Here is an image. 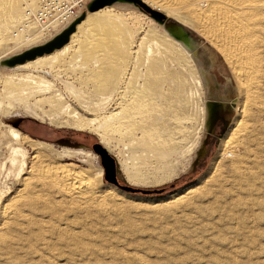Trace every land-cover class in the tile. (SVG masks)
<instances>
[{
    "label": "rangeland",
    "instance_id": "374dc122",
    "mask_svg": "<svg viewBox=\"0 0 264 264\" xmlns=\"http://www.w3.org/2000/svg\"><path fill=\"white\" fill-rule=\"evenodd\" d=\"M163 1L161 4L157 3L162 9H153L144 4L185 29L195 50L194 58L200 62V71L206 82L207 76L217 83L214 97L221 99L230 110V123L225 132L219 136H213V133L212 136H205L206 129L209 132L207 118L210 117L208 104L211 99L206 98L204 88L199 91L196 88L190 66L182 59H173L170 65L173 73L183 74L186 78L185 88L181 92L184 111L182 115L178 110L170 109L169 113L156 123L157 143L162 149L159 151L165 153L164 156L137 145H128V140L123 138L125 136L122 132L106 135L101 130L97 131L98 125L94 128H79L77 118L86 119L85 121L99 120L115 112L116 106L111 105L109 110L106 108L103 111L94 109L92 103L97 99L94 88L96 85L91 81V77L95 68H91V58L86 57L85 53V57L76 63L81 52L78 46L75 45L68 58H64L48 75L35 67L9 68L5 60L32 47L44 45L50 40L41 39L34 44L25 41L24 33L28 34L27 29L21 36L16 37V32L12 30L13 34L8 33L9 38H3L1 41L0 37V103L3 107L0 119L5 125L12 126L31 138L32 141L26 146L31 158L35 155L32 147L30 148L31 143L42 142L50 145L48 150H40L43 152L41 157H44L41 166H48V163L73 165L89 174L94 195L106 196L103 201L97 203L89 200L73 202L78 215L71 213V216L75 215L79 225L76 223L72 226L80 234L83 233L81 236L86 243L81 249L77 246L67 248L60 242L54 249L42 250L40 241H32V249V244L22 241L18 242L20 249L18 248L17 255H9L12 257L8 264H39V260L40 264H67L69 261L68 264H264V197L242 195L243 198L241 196L239 199L240 208H236L228 199L226 188L229 187L222 185L224 178L232 175L230 161L222 158L223 140L237 119L243 116L246 96L242 94L244 92L221 52L201 33L198 21L193 17V10L190 14L189 11L179 9L178 4L183 0H166L165 4ZM108 8L112 10V15L123 18L124 23L116 22L114 27H103L96 37L97 40L102 39V43L97 42L98 44H107L110 41L107 36L109 30L119 29L116 31L118 33L115 41L121 46L124 45L125 50L133 57L139 50L138 45L147 42L150 33L163 32L162 28L160 29L162 25L154 21L150 13L136 2L119 0ZM31 30V34L36 32L33 28ZM86 63L90 64L85 69ZM2 65L7 69L3 70ZM100 67L97 70L103 69V66ZM31 73L51 81L54 91H41L22 99L12 96L10 90H13V85L18 79ZM169 82L163 86V92L167 91L169 85V89L174 87L172 82ZM93 90L95 95L91 93ZM55 91H59L63 96V104L66 103L71 112L78 114L77 118L71 117V113L61 114L57 108L49 105L46 99L53 97ZM163 101V105H168L166 98ZM181 117H185L184 120L181 121ZM162 128L165 129L161 130ZM96 144L109 147L111 153H108L117 163L118 181L121 185L141 190L164 188L165 192L161 195L131 193L107 180L102 160L93 150ZM122 166L127 168L128 173ZM99 170L103 171L102 176L97 175ZM174 184L176 187L171 188ZM9 188L11 192L17 191L20 188L19 181L14 179ZM66 206L69 207V204ZM64 225L65 222L58 225L59 229ZM64 235L68 237L67 234Z\"/></svg>",
    "mask_w": 264,
    "mask_h": 264
},
{
    "label": "bare ground",
    "instance_id": "6f19581e",
    "mask_svg": "<svg viewBox=\"0 0 264 264\" xmlns=\"http://www.w3.org/2000/svg\"><path fill=\"white\" fill-rule=\"evenodd\" d=\"M142 1L153 9H162L157 5L162 0L159 2ZM40 2L41 0H0L1 41L3 38H9L8 33L11 35L12 30L16 32L17 37L21 36L26 29L28 34L24 33L25 41H31L32 44L41 39L49 41L48 32L41 28L37 22ZM178 7L182 11H189V13L193 10V17L198 21L201 33L221 52L232 68L239 87L244 92L242 94L246 96L244 114L241 119H237L225 136L222 152V158L230 161L232 173L230 177L224 178L222 185L229 187L226 188V191L230 204L240 208L239 199L242 195L264 197V0H183L178 4ZM111 12L112 10L108 6L95 12L89 10L84 12L85 18L76 25V31L71 35L68 44L51 54H45L32 61L16 65V67L40 68L41 71L50 75L51 70L70 55L74 46H78L81 52L77 56L76 63L85 57V53L86 57L91 58V68H95L91 77V81L96 85L94 88L97 99L94 104L91 102L94 109L103 111L107 108L109 110V106L115 105V112L107 114L99 120L85 121L86 119L77 118L78 114L71 112L66 103L63 104V96L58 93L59 91H55L53 97L46 99L50 103L49 105L52 108H57L61 114L71 113V117L78 119L79 128L87 126L94 128L98 125L97 131L101 130L106 135L122 132L125 136L123 138L128 140V145H137L139 148L164 156L165 153L159 151L162 149L157 143L156 123L161 121L170 109H176L183 115L181 92L186 85L184 75L173 73L171 70V62L173 59H182L183 62H186L192 69L190 72L194 77L198 91L200 88H204L206 91L200 73V62L194 58L195 50L187 41L188 36L176 37L158 19L154 18H152L154 21L162 25L160 29L162 28L163 32L161 34L150 33V39L148 38L147 42L138 45L139 50L133 57L130 56L131 54L129 55L128 50H125L124 45L123 47L116 43L115 37L118 33L116 31L119 29H108L107 36L110 41L107 44H98L97 42L102 43L100 41L102 39L97 40L96 37L103 27L111 28V25L113 26L116 22L124 23L123 18L120 19V17L112 15ZM32 28L36 31L33 34H31ZM185 40L187 42H184ZM10 59L5 60V63L9 68H14L15 66L12 67L8 64ZM89 64L86 63L83 67L86 69ZM101 65L103 69L97 70ZM2 66L3 70L7 69L6 66ZM59 75L58 77H60ZM169 81L174 87L169 89V85V90L163 92V86ZM93 83L91 84L93 85ZM54 89L51 81L31 73L18 79L10 92L12 96L22 99L29 98L41 91H54ZM91 93L94 94V90ZM164 98L168 100V105L162 104ZM209 106L211 107V105ZM1 110H3L2 103H0V112ZM184 118L181 117L180 120L182 121ZM138 134H141L140 137L137 136ZM30 141H32L31 138L18 129L5 125L0 119V264L10 263L12 256L9 257V255H17L18 242L22 243V241L32 244V249L35 241L41 242L42 250L54 249L60 242L67 248L77 246L81 249L86 243L81 236L83 233L80 234L72 226L77 223L75 215L71 216V213L76 214V205L74 208L73 202L89 200L97 203L106 197L94 195L92 179L89 174L76 169L73 165L48 163V166H41L44 157H41L43 152L41 153L40 150H48L50 145L42 142L31 143L30 148L32 147L35 152L34 157L31 158L26 147ZM103 145L111 153L109 147ZM123 169H126V173H128L127 168ZM97 175L102 176L103 171L99 170ZM14 179L19 181L20 188L11 192L9 185ZM222 190L220 189V191ZM66 204H69V207H65ZM82 204L84 203L82 202ZM77 219L79 218L77 217ZM63 222H65L64 227L59 229L58 225H62ZM64 234H67L68 237H65ZM36 259L39 258L36 257ZM36 261L38 262V260Z\"/></svg>",
    "mask_w": 264,
    "mask_h": 264
},
{
    "label": "water",
    "instance_id": "95a60500",
    "mask_svg": "<svg viewBox=\"0 0 264 264\" xmlns=\"http://www.w3.org/2000/svg\"><path fill=\"white\" fill-rule=\"evenodd\" d=\"M119 0H95L88 6V10L91 12H95L102 7L109 6L114 4ZM132 2L138 3L147 13H150L151 17L154 19H158L161 24H163L173 35L176 37L187 36L185 29L176 22L170 21L166 18L165 15L156 12L154 10L149 9L143 2L139 0H131ZM85 16L83 14L73 23L71 24L66 30L62 33L54 37L52 40L47 42L44 45L36 46L31 48L22 54H19L8 61V64L12 67L24 64L27 61H32L37 57L43 56L45 54H51L55 50L63 48L66 44L69 43L71 35L76 31V25L81 23L84 20ZM203 149V148H202ZM94 152L100 156L102 160V165L105 169V177L110 182L114 183L115 185L121 187L125 191L131 193H141L144 195H153L158 194L161 195L165 192L166 189H156V190H141V189H134L128 186H123L118 181L119 170L117 168L116 161L109 155L108 151L99 144L93 146ZM174 185H171L173 188Z\"/></svg>",
    "mask_w": 264,
    "mask_h": 264
},
{
    "label": "built area",
    "instance_id": "2783aa9c",
    "mask_svg": "<svg viewBox=\"0 0 264 264\" xmlns=\"http://www.w3.org/2000/svg\"><path fill=\"white\" fill-rule=\"evenodd\" d=\"M94 0H41L37 22L48 32V39L73 24ZM53 35V37H51Z\"/></svg>",
    "mask_w": 264,
    "mask_h": 264
},
{
    "label": "flooded vegetation",
    "instance_id": "af4514ba",
    "mask_svg": "<svg viewBox=\"0 0 264 264\" xmlns=\"http://www.w3.org/2000/svg\"><path fill=\"white\" fill-rule=\"evenodd\" d=\"M187 41L190 42V39L188 38ZM187 41L185 40L184 42H187ZM201 75L203 78V82L205 81L204 85L206 89V94H205L206 98L211 99L208 104V115L210 113V117L208 116L207 118V126H208L209 132H207V129H206L205 136L206 135L207 137L212 136L211 133H213V136H219L220 134H223L229 126L230 110L227 109V106L224 104V102L221 99L214 97V94L218 87L215 85L217 83L213 82V79L207 76H206L207 78V82H206L202 73ZM209 105H211V107Z\"/></svg>",
    "mask_w": 264,
    "mask_h": 264
},
{
    "label": "trees",
    "instance_id": "16d2710c",
    "mask_svg": "<svg viewBox=\"0 0 264 264\" xmlns=\"http://www.w3.org/2000/svg\"><path fill=\"white\" fill-rule=\"evenodd\" d=\"M176 187V184H174V187L173 188H175Z\"/></svg>",
    "mask_w": 264,
    "mask_h": 264
}]
</instances>
